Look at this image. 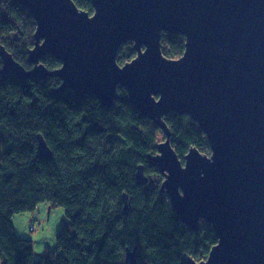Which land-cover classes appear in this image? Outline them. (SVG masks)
<instances>
[{"label": "water", "instance_id": "water-1", "mask_svg": "<svg viewBox=\"0 0 264 264\" xmlns=\"http://www.w3.org/2000/svg\"><path fill=\"white\" fill-rule=\"evenodd\" d=\"M13 1L36 23L32 68L0 43V74L60 77L53 93L71 89L107 107L125 87L132 107L164 134L148 155L163 174L160 192L184 225L197 231L201 220L209 222L217 237L204 260H185L264 264V0H91V14L73 0ZM166 32L185 40L178 58L161 50ZM127 40L136 54L120 65ZM46 54L59 67H45ZM171 112L196 122L210 153L193 146L180 160L164 119ZM37 140L39 153L51 157L41 134ZM136 174L147 182L143 165ZM124 263L139 264L136 246L125 249Z\"/></svg>", "mask_w": 264, "mask_h": 264}, {"label": "trees", "instance_id": "trees-1", "mask_svg": "<svg viewBox=\"0 0 264 264\" xmlns=\"http://www.w3.org/2000/svg\"><path fill=\"white\" fill-rule=\"evenodd\" d=\"M73 2L94 11L91 0ZM35 27L21 4L0 0V43L27 69ZM160 39L166 57L183 54L181 34L166 32ZM133 44L122 43L117 63L134 58ZM42 63L50 70L60 65L50 54ZM60 84L55 76L0 74V264H126L125 249L134 246L139 264H189L187 255L204 260L217 242L213 227L201 220L195 231L181 222L160 192L163 174L148 160L161 129L132 107L125 87L107 107L71 89L53 93ZM164 119L181 161L193 146L210 153L190 116L171 112ZM38 134L51 157L39 153ZM138 165L146 183L137 177ZM40 202L63 207L69 222L57 232L55 248L35 259L32 240L16 235L12 217L35 211Z\"/></svg>", "mask_w": 264, "mask_h": 264}, {"label": "rangeland", "instance_id": "rangeland-1", "mask_svg": "<svg viewBox=\"0 0 264 264\" xmlns=\"http://www.w3.org/2000/svg\"><path fill=\"white\" fill-rule=\"evenodd\" d=\"M156 140L157 143L164 140L162 131H159ZM68 222L63 207L52 206L48 202H40L35 211L20 212L12 217L16 235L32 240L35 259H39L46 248H55L57 232Z\"/></svg>", "mask_w": 264, "mask_h": 264}, {"label": "built area", "instance_id": "built-area-1", "mask_svg": "<svg viewBox=\"0 0 264 264\" xmlns=\"http://www.w3.org/2000/svg\"><path fill=\"white\" fill-rule=\"evenodd\" d=\"M34 224V226H36V222H32ZM32 227V226H31Z\"/></svg>", "mask_w": 264, "mask_h": 264}]
</instances>
